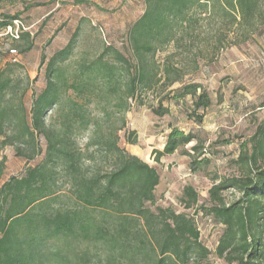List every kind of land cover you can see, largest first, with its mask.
Segmentation results:
<instances>
[{
    "label": "trees",
    "instance_id": "16d2710c",
    "mask_svg": "<svg viewBox=\"0 0 264 264\" xmlns=\"http://www.w3.org/2000/svg\"><path fill=\"white\" fill-rule=\"evenodd\" d=\"M145 4V13L129 32L141 59L155 51L154 41L169 42L177 31H190L200 21L219 19L230 31H264V0H145ZM18 18L0 15V29ZM77 36L49 60L47 85L34 100L30 118L22 104L6 103L12 79L0 72L3 144H28V154L18 149L28 160L40 154L39 136L47 144L42 162L3 183L6 164L0 160V264H203L210 251L201 243L194 219L171 208L153 211L149 204L156 201L160 174L119 144L129 98L140 85L149 86V72L141 65L132 73L120 51L105 47L95 61L81 66L82 79L66 88L76 96L86 90L115 91L118 86L122 90L120 79L128 72L126 95L118 96L115 107H103L94 115L91 103L69 97L66 83L56 81ZM197 90L196 85H185L182 97L195 99ZM209 106L205 93L194 100L196 110ZM49 112L54 115L48 121ZM165 113L156 111L158 116ZM85 132L89 138L80 147L78 138ZM136 134L126 135L128 144H137ZM195 140L193 133L173 128L154 158L159 162ZM250 142V151L239 160L246 174L220 180L209 192V213L224 227L216 255L229 264H264V119ZM231 189L241 197L227 204L222 194ZM183 199L187 209L198 204L193 187L184 189Z\"/></svg>",
    "mask_w": 264,
    "mask_h": 264
},
{
    "label": "rangeland",
    "instance_id": "374dc122",
    "mask_svg": "<svg viewBox=\"0 0 264 264\" xmlns=\"http://www.w3.org/2000/svg\"><path fill=\"white\" fill-rule=\"evenodd\" d=\"M145 10V0H0V15H19L21 23L19 37L15 31L0 29V72L12 79L6 103L22 104L30 118L34 100L47 85L49 60L67 46L75 33V48L59 66L61 72L56 78L66 83L65 89L80 81L81 66L95 61L108 46L130 61L132 73L143 65L151 83L140 85L129 98L127 126L119 133V144L160 174L156 201L149 207L153 211L171 208L192 217L201 243L210 251L203 264H229L216 255L224 227L209 213V192L220 180L246 174L240 156L250 151L251 138L264 119V31H230L219 19L200 21L190 31H177L169 42L154 41L155 51L141 59L129 32ZM258 29H263L262 25ZM26 33L29 37L21 36ZM127 73L124 71L120 79L122 90L118 86L115 91L86 90L81 96L73 90L66 89V93L80 103H91L89 109L96 115L103 107H115L118 96L126 95ZM175 79L176 83L168 85ZM185 85H196L195 99L205 93L210 106L196 110L194 97H182ZM164 110L167 113L163 116L156 114ZM53 115L49 112L48 121ZM173 128L193 133L196 140L157 162L154 151L164 149ZM132 131L137 133L136 145L126 140ZM88 138L87 132L79 136L80 147ZM3 140L0 137V160L6 164L2 183L23 175L28 167L45 158L47 144L41 136L37 138L40 154L32 160L18 154V149L28 154V144L17 142L11 146ZM195 146L198 151L193 150ZM188 186L198 194V204L190 209L185 208L183 199ZM222 195L227 204L241 197L233 189Z\"/></svg>",
    "mask_w": 264,
    "mask_h": 264
},
{
    "label": "built area",
    "instance_id": "2783aa9c",
    "mask_svg": "<svg viewBox=\"0 0 264 264\" xmlns=\"http://www.w3.org/2000/svg\"><path fill=\"white\" fill-rule=\"evenodd\" d=\"M20 24H21L20 21H18V20L14 21L13 24L7 28V32L12 33L13 31H15L17 37H19L18 31L20 29Z\"/></svg>",
    "mask_w": 264,
    "mask_h": 264
}]
</instances>
